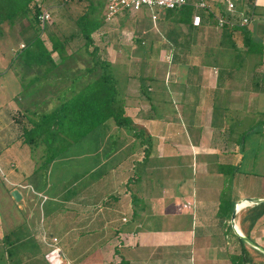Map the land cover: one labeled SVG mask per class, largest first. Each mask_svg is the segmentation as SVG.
<instances>
[{"label": "crops", "instance_id": "0c3cea01", "mask_svg": "<svg viewBox=\"0 0 264 264\" xmlns=\"http://www.w3.org/2000/svg\"><path fill=\"white\" fill-rule=\"evenodd\" d=\"M99 1L102 12L92 17L103 19L92 46L110 64L127 124L109 118L54 149L48 142L25 143L21 128L28 116L51 111L102 73L87 53L92 46L86 49L77 32L76 18L88 4H52L56 21L40 39L55 67H26L13 52L22 74L0 72V154L9 184L25 190H18L20 200L0 194V264H231L238 236L227 226L230 219L221 221L218 204L246 154L235 127L250 114L264 123V0H233L237 11L251 15L248 34L217 26L223 0H191L193 14L204 1L214 19L192 28L168 16L151 25L129 11L107 22L106 0ZM111 25L113 39L107 40ZM7 26L33 34L30 19ZM57 38L67 44L61 54L53 48ZM247 38L260 43V56L247 52ZM12 109L18 135L5 131ZM79 141L80 154L73 151ZM32 147L41 148L39 162L20 157ZM53 151L46 174L33 178ZM230 187L234 203L264 198L244 195L237 181ZM235 224L242 233L236 216ZM250 238L264 247V215ZM54 246L59 257H47Z\"/></svg>", "mask_w": 264, "mask_h": 264}, {"label": "trees", "instance_id": "16d2710c", "mask_svg": "<svg viewBox=\"0 0 264 264\" xmlns=\"http://www.w3.org/2000/svg\"><path fill=\"white\" fill-rule=\"evenodd\" d=\"M41 1L46 2V0ZM68 1L72 2L73 0H56L54 2L59 6H64L68 4ZM77 1L78 3H82V1L88 2L91 6L94 1L96 3L98 1L97 4L100 3L99 0ZM189 3H192L191 0H188V3L179 9L167 11L178 10L181 12L182 14L179 18H185L188 25L192 28L193 7ZM38 5L39 3H36L34 0H0V34H2L4 24L13 25L19 20L30 19L33 34L28 38V42L26 41L27 46L22 48L19 51L20 53H16V57L20 58L19 60H21L26 67L34 63L42 68L44 64H50L48 66L55 67L49 51H47L40 39V35L43 30H45L47 23L43 28L40 26L39 15L41 9ZM99 5L101 6V3ZM99 5L97 6L99 7ZM88 10L86 11L83 9L76 18V25L78 26L77 32L82 36L84 40L82 45H84L86 49L93 45L91 34L102 24L101 18L97 16V18L92 17L94 12L97 11V7L94 6L92 9ZM199 14L202 21L200 22L201 26L204 23L214 21L213 15L209 11L206 12L203 9H199ZM221 28L223 31L227 29L225 31L230 32L240 30V34H248L249 32L246 26L237 25L231 27L225 25ZM57 40L59 39L52 40L53 48L61 54L67 44L65 43V39L64 41L59 40L60 42ZM245 43L248 53L261 55L262 48L259 42L253 38H247ZM74 50H76V48H74ZM87 53H90L93 58V66H100L102 73L80 89L74 91L68 98L62 101L59 106L51 111L36 113L31 116V118L28 116V124H23L21 128L22 133L24 132L23 135H25V143L34 145L40 141L48 142V149H54L56 143L64 147L67 143L79 140L87 132L96 128L109 118L114 119L119 125L122 123L127 124L128 120L123 116L122 108L118 101L117 80L110 69L109 62L99 59L95 46H92V50ZM65 59L66 58L63 57L62 61ZM15 61L12 60L9 67L14 66ZM47 67L45 66L44 68L47 69ZM141 84H143V81H141ZM54 152L55 151H53V154L46 155L42 163L35 168L32 175L33 178L41 173L46 174L51 160L55 157ZM237 169L238 168L235 167L234 171H237ZM223 196L218 204V212L221 221L223 219H230L234 205L233 200L224 198ZM263 215L264 203L244 207L236 214V218L239 220V226L244 236L250 238L252 228L256 221ZM227 226L231 229L230 224ZM237 239L239 242V252L230 256L231 264H264V253L249 246L241 238L237 237ZM119 264H128V262L125 259H121Z\"/></svg>", "mask_w": 264, "mask_h": 264}, {"label": "rangeland", "instance_id": "374dc122", "mask_svg": "<svg viewBox=\"0 0 264 264\" xmlns=\"http://www.w3.org/2000/svg\"><path fill=\"white\" fill-rule=\"evenodd\" d=\"M54 1H56V0H54ZM54 1L46 0V2H44V1L40 0L41 4L39 3V5H38L40 7V9H42V8H48L49 9L50 18H49V21L47 23L52 22L53 20L56 21L57 10L54 9V7L50 8L52 6V4L56 3ZM205 1L208 2V0H205ZM217 1H221V0H217ZM72 2H73V4H80V3H78L77 0H73ZM68 3H70V1H68ZM70 4H72V3H70ZM84 4H88V2L82 1V5H84ZM92 4H93L92 6L88 4L89 10L95 6V7H97V11L102 12L103 4L100 7L97 6L98 4L95 1ZM79 9H81V8L79 7ZM85 10L87 11V8ZM167 10L168 9H164V8L149 9V8L143 7L140 11L136 12V14H137L136 18H138V19L141 18L142 20H144L145 23L152 25V23L156 24V21L155 20L152 21V19H151L152 13H156L159 21L165 20V18L167 19V16H168V19H171V18L179 17L182 14L178 10H174V11H167ZM183 15H184V13H183ZM182 17H184V16H182ZM101 19H103L102 15H101ZM182 20L184 22L186 21L185 18ZM7 25L8 24L3 25V31H2L3 35L0 34V72L5 71V70L6 71L9 70V72L11 71L16 75L22 74V71H20V73H19L18 68H16L17 67L16 63L14 66H12L13 68L11 67L12 69H9V64L13 60L12 57H14V53L15 52L17 53V51L21 50L19 48V44L22 41L28 42V37L30 38L31 36H29V34L24 35L21 32L18 33V31H16L17 32L16 33L15 30H13V28L8 27ZM51 26H52L53 31L56 34L60 35L61 32H60L59 28L54 23H53V25L51 24ZM113 28L114 27H112V25L110 28H107V33H105V34H108V35H106L107 40L113 39L112 38L113 31H114ZM94 36H95V39L98 41L101 34L96 33ZM154 71H156V70H154ZM143 83L146 85V82H143ZM26 94H27V92H23L21 95L25 96ZM14 101L16 103L17 98L14 99ZM12 110H13L12 116H11L12 120H10V123H5L7 125L5 131L6 132L11 131L13 134L14 133L17 134V133L21 132L20 131V122L18 123L17 120H15V118L18 119V115L16 114V110L15 109H12ZM259 120L260 119L258 118V116H256V115L254 116V115L250 114V115H248V117H244L243 122L239 127L238 126L235 127L234 131H236V133H237L236 136L240 137L239 144L242 143V145H243L242 139L245 141L244 143H245L246 147H245L244 151H246V154H245L244 159L241 162V165L238 169V174H237L236 179H232V180L228 179L227 185H229V186H226L225 191L223 192L224 198H230L232 200L230 185L236 184V181L238 182V185H239V187L237 189L242 191V193L244 195L258 196V195L264 194V130H263L264 129V123H262ZM10 128H11V130H10ZM82 144L83 143L81 141L76 143L74 145L73 151H77L78 154H80L82 151ZM40 149H41L40 147H38V148L32 147L30 149H27L26 152H23L21 155H20L21 152H19L18 154L20 155V157H22L28 161L29 160L30 161L36 160L37 162H39L40 161L39 160L40 159V153H39ZM13 151H14V149L11 148L9 150V152L6 153V155L7 154L12 155ZM45 157H46V155L44 156V158ZM4 159H5V155H3L1 153L0 154V194H6L7 196H10L11 188L17 189L21 192H24L25 190L23 188H21L20 184H9V181L7 179V170L3 165V163L5 162V161H3ZM36 189H38V188H36ZM27 190L31 191L30 189H27ZM32 191H34L32 194L35 195L36 190H32ZM234 199H237V198H234ZM0 205H2V203H0Z\"/></svg>", "mask_w": 264, "mask_h": 264}, {"label": "built area", "instance_id": "2783aa9c", "mask_svg": "<svg viewBox=\"0 0 264 264\" xmlns=\"http://www.w3.org/2000/svg\"><path fill=\"white\" fill-rule=\"evenodd\" d=\"M224 11L219 16H216V24L218 27L228 26H247L251 22V15L246 12L237 11L233 0H223ZM188 0H106L105 20L110 22L116 18V16L122 11L138 12L143 7L149 9L164 8L168 10L179 9L186 5ZM196 8L203 9L206 12L210 11L209 5L204 1H199L196 4ZM237 16V17H236ZM151 17L153 20L156 19V13H152ZM50 12L48 8H42L39 15V23L43 28L49 21ZM238 18V19H236ZM201 22L200 14L195 13L192 16V24L198 26ZM23 46V45H22ZM56 241V238H53ZM55 253L59 257L60 249L53 247L48 253Z\"/></svg>", "mask_w": 264, "mask_h": 264}, {"label": "water", "instance_id": "95a60500", "mask_svg": "<svg viewBox=\"0 0 264 264\" xmlns=\"http://www.w3.org/2000/svg\"><path fill=\"white\" fill-rule=\"evenodd\" d=\"M11 195L15 200H20L21 198V194L17 189H13L11 191ZM244 201H246V205L242 206L241 208H238V203H234L232 211H231V215H230V225L234 231V233L241 238L242 240H244L249 246L259 250L260 252L264 253V247L261 246L260 244H258L257 242H255L253 239L248 238L246 236H244L237 228L236 224H235V216L236 214L243 208L246 207L247 205H253V204H260V203H264V198L259 199V198H245Z\"/></svg>", "mask_w": 264, "mask_h": 264}, {"label": "bare ground", "instance_id": "6f19581e", "mask_svg": "<svg viewBox=\"0 0 264 264\" xmlns=\"http://www.w3.org/2000/svg\"><path fill=\"white\" fill-rule=\"evenodd\" d=\"M246 203H247L246 201H241L238 203L237 206H238V208H241L242 206L246 205Z\"/></svg>", "mask_w": 264, "mask_h": 264}]
</instances>
